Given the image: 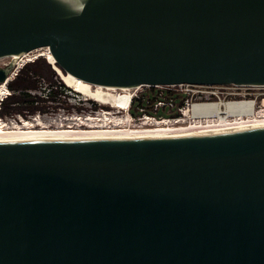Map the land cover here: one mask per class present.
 I'll return each instance as SVG.
<instances>
[{
    "label": "water",
    "instance_id": "1",
    "mask_svg": "<svg viewBox=\"0 0 264 264\" xmlns=\"http://www.w3.org/2000/svg\"><path fill=\"white\" fill-rule=\"evenodd\" d=\"M264 86V0H0V67ZM0 264H264V128L0 140Z\"/></svg>",
    "mask_w": 264,
    "mask_h": 264
},
{
    "label": "bare ground",
    "instance_id": "2",
    "mask_svg": "<svg viewBox=\"0 0 264 264\" xmlns=\"http://www.w3.org/2000/svg\"><path fill=\"white\" fill-rule=\"evenodd\" d=\"M37 53L47 57L68 86L104 105L121 109L128 108L134 88L105 87L99 84H91L71 73H66L58 66L55 56L48 47L35 49L18 56L16 60L23 61ZM16 56L7 57L14 60ZM16 71L17 69H14L7 81L0 84V102L10 93L7 83L14 78ZM261 107L263 108L257 110L255 100L223 102L210 99L206 102L195 103L186 112L185 118H180L172 123L165 121L142 127H126L127 121L124 117L105 118L102 123L98 122L93 126L82 128H61L60 126L52 128L40 118L29 122L25 121L24 126H20L18 123L15 127H8L7 125L6 127L4 122L0 120V140L153 137L258 129L264 128V106Z\"/></svg>",
    "mask_w": 264,
    "mask_h": 264
},
{
    "label": "built area",
    "instance_id": "3",
    "mask_svg": "<svg viewBox=\"0 0 264 264\" xmlns=\"http://www.w3.org/2000/svg\"><path fill=\"white\" fill-rule=\"evenodd\" d=\"M58 83L53 86L59 90L57 99L50 101L62 105L58 107V109L61 110L58 118L52 119V116L48 115L52 112L41 113V111H39L36 114H29L27 119H25L22 114H16L12 117L8 115L0 116V120L8 127H15L18 123H20V126H24L25 121L29 122L40 118L50 126L79 128L83 126L90 127L98 122L102 123L105 118L124 117L127 121L125 123L126 127H142L165 121L172 123L180 118H185L186 112L189 111L195 103L206 102L211 98V95H202V90L197 88L198 86L205 85L192 83L165 85L141 84L137 87H131L134 88V91L128 108H114L111 105L94 107V103L92 104L90 98H82L83 94H81V92H78L67 84V86H64L61 83L58 85ZM44 87L45 86H43V88ZM61 99H68L70 101L69 103H75L77 105H84L85 101H89L88 103L90 105H88L89 108L86 107L80 111L81 113H79V111L71 112L70 109L65 106L67 103L64 105V100ZM262 105L264 106V100L260 107ZM86 109H90V113L84 114ZM120 113L123 115H119ZM65 121H70L71 125L65 127Z\"/></svg>",
    "mask_w": 264,
    "mask_h": 264
},
{
    "label": "rangeland",
    "instance_id": "4",
    "mask_svg": "<svg viewBox=\"0 0 264 264\" xmlns=\"http://www.w3.org/2000/svg\"><path fill=\"white\" fill-rule=\"evenodd\" d=\"M46 57V56H45ZM44 56H41L39 55L38 53L37 54H34L32 55L31 57H28V59H24L23 61L21 60H15L13 64L14 65V69L16 70L17 69V73L20 74V71L22 70L23 74H21V78L18 79V81H16V84L15 86L16 87V91H14L13 89H11L10 87H8L10 89V92L13 94H17L16 96L19 95V93L21 92V88L20 85L21 84H24V76L26 79H29L31 78V80L33 82H35V85L37 86L36 88H31L29 89L28 91L31 93V94H39L41 93V90L43 91V86H51V82L54 81V83H52L53 85H55V83H58V82H62V84H64V86H67L66 83L64 82V80L60 77L59 73L53 68V65H51L49 62H48V59H46ZM37 58H45L46 59V62L47 64L49 63L52 70H54V75L53 76H50V74H48V76L46 75H38L36 73H34L33 71H31V69H24V67H26L25 65H27L28 63H31L33 62L34 60H36ZM13 61V58L11 57H5V58H1L0 59V67H5L9 64H11ZM21 64V65H20ZM43 68H45L44 71H46V73H49L51 72L49 68H47L45 65H43ZM13 69V70H14ZM18 74H16L15 76L18 77ZM15 77V78H16ZM14 78V79H15ZM16 80V79H15ZM60 83H58L59 85ZM198 89L202 90V95H205V96H209L211 95L210 99L212 101H223V102H226V101H230V100H255L256 102V107H257V110H260L262 109L263 107L260 108V105L262 104L263 100H264V86H236V85H211V86H198L197 87ZM32 91V92H31ZM79 92V91H78ZM81 94H83L82 98H87L88 96L85 95L84 93L81 92ZM58 96V94H57ZM90 98V97H88ZM61 100H64V105L67 103V105H65L66 107H68L70 109V111H79V113H81L80 111H82L83 109H85L86 107H88V105H90L88 102L89 101H85V104L84 105H77L75 103H69L70 101L68 99H61ZM92 104L94 103V107L95 105L97 107L99 106H104V104L102 103H99L97 100H94L92 98H90ZM51 100H48V101H36V103H39L40 105H46L48 107L46 112H52V113H49L48 115L52 116V119L54 118H58L61 110L58 109L59 106H62L58 103H52L50 102ZM109 106V105H108ZM38 111H36L35 113L33 114H36ZM44 112V113H46ZM42 113V112H41ZM87 113H90V109H86L84 114H87ZM19 114V113H17ZM23 114V113H22ZM167 114V113H165ZM118 115V114H116ZM119 115H123V114H119ZM1 116V115H0ZM8 116H14V115H8ZM25 119H27L28 117L24 116ZM65 127L67 125H71V122L70 121H65ZM52 128L56 127L55 125H51ZM84 127V126H83ZM75 128V127H74ZM80 128V127H79ZM82 128V127H81Z\"/></svg>",
    "mask_w": 264,
    "mask_h": 264
},
{
    "label": "trees",
    "instance_id": "5",
    "mask_svg": "<svg viewBox=\"0 0 264 264\" xmlns=\"http://www.w3.org/2000/svg\"><path fill=\"white\" fill-rule=\"evenodd\" d=\"M42 56V55H41ZM45 57V56H44ZM46 58V57H45ZM45 58H37L36 60H34L31 63H28L27 65H25L26 67L23 68L24 69H31V71H33L36 74H40V75H46L48 76V74H50V76L54 75V70L50 69L51 66L50 64L46 62ZM43 65H45L47 68L50 69L51 72L46 73L45 68H43ZM52 65V64H51ZM54 68V67H53ZM56 70V69H55ZM23 71H20V74H18L16 72V74H18V77L14 76V78L16 79H11L10 81H8L7 86L10 87L11 89H13L14 91H16V81H18L19 78H21V74ZM15 74V75H16ZM24 84H21L20 87H22L20 90L21 92L19 93L18 96H16L17 94H12L11 92L1 100L0 102V115L1 116H6V115H12V114H16V113H23L24 115H28V114H33L36 111H41V112H46L48 106L46 105H40L39 103H36V101H54L57 99V94L59 93V90L54 88L53 82H51V86H45L43 89V91L41 90V93L39 94H31L28 90L31 88H36L37 86L35 85V82H33L31 80V78L26 79L24 76ZM60 83L62 84V82L60 81ZM57 84V83H55ZM64 85V84H62ZM96 106V105H95ZM97 107V106H96Z\"/></svg>",
    "mask_w": 264,
    "mask_h": 264
},
{
    "label": "flooded vegetation",
    "instance_id": "6",
    "mask_svg": "<svg viewBox=\"0 0 264 264\" xmlns=\"http://www.w3.org/2000/svg\"><path fill=\"white\" fill-rule=\"evenodd\" d=\"M17 114V113H16ZM16 114H12V115H16ZM19 114H21V113H19ZM22 115H24V114H22ZM29 115V114H28ZM28 115H24V116H26V117H28ZM7 116V115H6Z\"/></svg>",
    "mask_w": 264,
    "mask_h": 264
}]
</instances>
